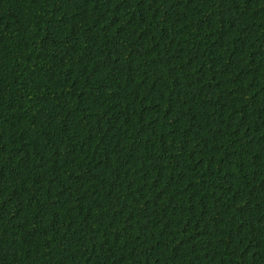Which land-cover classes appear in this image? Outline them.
<instances>
[{
	"label": "trees",
	"instance_id": "1",
	"mask_svg": "<svg viewBox=\"0 0 264 264\" xmlns=\"http://www.w3.org/2000/svg\"><path fill=\"white\" fill-rule=\"evenodd\" d=\"M0 264H264V0H0Z\"/></svg>",
	"mask_w": 264,
	"mask_h": 264
}]
</instances>
